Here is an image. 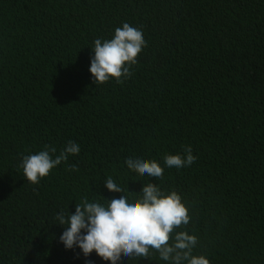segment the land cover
Masks as SVG:
<instances>
[{
    "label": "trees",
    "instance_id": "obj_1",
    "mask_svg": "<svg viewBox=\"0 0 264 264\" xmlns=\"http://www.w3.org/2000/svg\"><path fill=\"white\" fill-rule=\"evenodd\" d=\"M123 23L147 46L131 77L95 85L94 41ZM69 140L78 154L26 180L23 156L50 145L55 158ZM189 145L192 165L165 166ZM109 177L125 191L109 192ZM148 183L188 209L169 244L185 231L209 264H264V0H0V264H109L66 250L55 216L85 198L131 204ZM149 251L118 264H170Z\"/></svg>",
    "mask_w": 264,
    "mask_h": 264
},
{
    "label": "clouds",
    "instance_id": "obj_2",
    "mask_svg": "<svg viewBox=\"0 0 264 264\" xmlns=\"http://www.w3.org/2000/svg\"><path fill=\"white\" fill-rule=\"evenodd\" d=\"M147 41L140 29L123 23L114 31L110 40L94 41V56L91 58L89 72L95 85H102L114 78L117 84L132 76L131 67L137 63V56ZM37 154L23 156L19 167L31 184H38L41 178L49 175L50 170L66 162L69 155L80 151L77 143L69 140L55 158L56 148L44 146ZM184 155H165L164 164L177 169L192 165L197 157L192 154L191 146L184 148ZM127 168L153 178H163L164 169L156 161L125 159ZM68 171H78L76 165H69ZM104 186L109 192L123 193L124 188L109 177ZM142 196L133 203L128 197L107 200V206L98 202H88L85 198L75 205V212L67 214L61 210L56 214L57 224L64 228L59 241L66 250L79 248L87 258L92 252L109 264H118L123 254L128 259L149 258L150 249L158 252L160 259L170 264H209L203 256H193L198 243L195 235L185 231L174 234L169 244L170 234L175 228L187 225L190 217L188 209L175 191L165 195L161 189L148 183L141 189ZM79 255V254H78Z\"/></svg>",
    "mask_w": 264,
    "mask_h": 264
}]
</instances>
